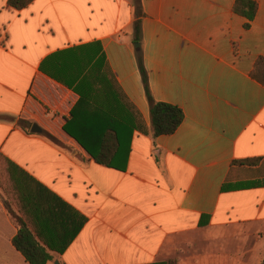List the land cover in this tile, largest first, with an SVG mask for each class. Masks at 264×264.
I'll return each instance as SVG.
<instances>
[{
	"label": "crops",
	"instance_id": "0c3cea01",
	"mask_svg": "<svg viewBox=\"0 0 264 264\" xmlns=\"http://www.w3.org/2000/svg\"><path fill=\"white\" fill-rule=\"evenodd\" d=\"M237 1L141 0L153 97L185 115L154 139L133 0H34L21 10L0 0V152L87 217L48 264L262 263L264 83L253 71L264 58V0H253L249 27ZM102 53L122 93L114 113L135 126L125 171L95 162L64 130L80 96L48 72L75 75L79 60ZM97 76L84 86L107 91ZM89 98L75 131L90 144L104 103ZM17 232L0 198V264H30Z\"/></svg>",
	"mask_w": 264,
	"mask_h": 264
},
{
	"label": "trees",
	"instance_id": "16d2710c",
	"mask_svg": "<svg viewBox=\"0 0 264 264\" xmlns=\"http://www.w3.org/2000/svg\"><path fill=\"white\" fill-rule=\"evenodd\" d=\"M33 1L8 0L7 6L21 10ZM132 6L134 8L133 43H136L142 41V18L145 13L141 0H133ZM257 9L258 5L253 0H238L236 3L237 12L249 20L246 27H249L250 21L255 18ZM95 45H82L55 54L53 57L66 53H84L86 49ZM136 56L150 106L152 123L150 134L154 139L160 135L173 134L183 122L184 112L175 105L155 100L150 88L149 74L145 66L142 48L136 49ZM78 58L80 59V57ZM88 59L87 61L79 60L75 75L71 74L66 67L64 72L48 71L50 76L73 89L80 96L77 107L71 113L72 118L67 121L64 130L81 144L95 162L125 171L135 126L127 116L121 115L120 112L114 113V106L121 110L118 96L122 93L116 85L112 71L107 66L105 55L103 53L97 56L92 55ZM97 74H102L107 82V91L101 86L91 88L84 86V83H88L89 77L93 76L94 80H98ZM253 76L264 83V58L257 61ZM91 96L98 97V99L103 97L104 107H99L97 110L104 117L98 118L100 121L99 131L102 134L87 137L90 139L89 144L84 137L76 133L75 118L78 116V107L82 106ZM44 135L59 144V141L52 135L48 133H44ZM244 162L256 163V161ZM0 198L18 228V232L13 238V244L30 264H48L55 257L53 252L63 253L87 222V217L1 152ZM201 223L206 224L207 218L203 217ZM172 264L175 262L173 261ZM261 264H264V259Z\"/></svg>",
	"mask_w": 264,
	"mask_h": 264
},
{
	"label": "water",
	"instance_id": "95a60500",
	"mask_svg": "<svg viewBox=\"0 0 264 264\" xmlns=\"http://www.w3.org/2000/svg\"><path fill=\"white\" fill-rule=\"evenodd\" d=\"M134 46H135V48H141V42H136V43H134ZM33 131H35V132H40L41 131V129H39V127H37L36 125L33 127Z\"/></svg>",
	"mask_w": 264,
	"mask_h": 264
}]
</instances>
